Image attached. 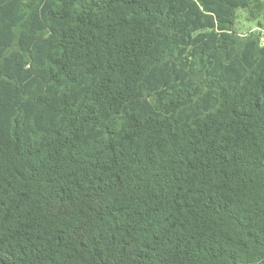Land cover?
<instances>
[{"label": "trees", "instance_id": "1", "mask_svg": "<svg viewBox=\"0 0 264 264\" xmlns=\"http://www.w3.org/2000/svg\"><path fill=\"white\" fill-rule=\"evenodd\" d=\"M264 0H0V264H264Z\"/></svg>", "mask_w": 264, "mask_h": 264}, {"label": "rangeland", "instance_id": "2", "mask_svg": "<svg viewBox=\"0 0 264 264\" xmlns=\"http://www.w3.org/2000/svg\"><path fill=\"white\" fill-rule=\"evenodd\" d=\"M264 31V7L262 13L258 16L251 17L248 10L238 9L234 21L233 29L240 34L255 32L258 29ZM264 36V32H262Z\"/></svg>", "mask_w": 264, "mask_h": 264}, {"label": "built area", "instance_id": "3", "mask_svg": "<svg viewBox=\"0 0 264 264\" xmlns=\"http://www.w3.org/2000/svg\"><path fill=\"white\" fill-rule=\"evenodd\" d=\"M262 40H264V36L262 37Z\"/></svg>", "mask_w": 264, "mask_h": 264}]
</instances>
